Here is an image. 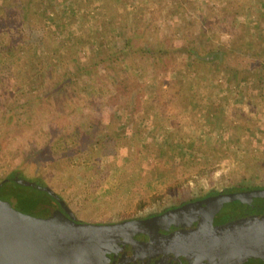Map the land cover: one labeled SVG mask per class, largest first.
<instances>
[{
  "label": "rangeland",
  "instance_id": "374dc122",
  "mask_svg": "<svg viewBox=\"0 0 264 264\" xmlns=\"http://www.w3.org/2000/svg\"><path fill=\"white\" fill-rule=\"evenodd\" d=\"M147 1L124 0L131 3L129 8H132L133 14L138 17H145L150 10H153L155 5L150 7V3L154 0H149L148 4ZM57 2L59 3H50V6L55 9V18L65 34L62 41L68 40L67 48L61 50L63 53L58 55L61 47L57 46L59 41H56L57 43L54 42L55 44L50 47V51L43 49L40 52L46 56V60L52 63L55 61L60 65L61 70L73 66L75 61L78 65L89 66L93 54L96 56L100 47L94 45L93 39L96 36L102 38L106 35L102 50L107 52L108 46L113 41L111 26L114 27L121 21L129 23L128 18L123 16L128 14L129 8L126 9L115 2L111 5H106L102 1L94 3L91 0H57ZM191 2L193 4L189 7L182 6L180 10L168 6L167 9L162 10L161 15L157 12L153 14L154 17L159 16L161 20L158 35L160 38L166 31L169 32L165 27L168 18H172L173 22L181 27L184 26L182 20L184 14L195 20L209 14L210 16L222 14L226 18L236 16L244 20L256 11L253 0H246L245 5L241 6L236 15L231 13L232 8L229 5H225L232 0H191ZM194 7L197 11L193 12ZM112 9L114 11L110 12ZM105 17L109 18L108 22L113 23L102 29L98 26L99 20ZM119 17L121 20L118 22ZM164 20H167L165 24ZM242 31L249 34L246 27H243ZM101 32L104 33L103 36ZM169 34L173 35V33ZM184 34H188V27L183 28L181 34L179 33L183 38ZM220 34L221 41L229 37L222 31ZM116 37L121 40L123 38V36ZM70 38L77 47L70 44ZM230 38L234 41L236 36ZM219 39L210 40L218 44L221 42ZM83 40H86L92 48L86 51ZM12 50L10 36H0V183L8 178L11 181L6 188L0 189V199L8 200L15 196V192H36L37 189L33 187L15 185L12 182V178H16L13 172L16 174L23 172L22 178L37 181L34 176L36 169L42 170L43 174L44 168L39 160V163H33L30 159H34L40 153L43 144L47 143L51 146L62 129L73 124L79 119L80 114L90 113V106L85 103L89 98L97 97L99 94L102 98L97 101L98 108L95 112L104 123L116 126V139L102 148L97 156H87L83 151L79 154L76 150V159L72 161L75 166L69 168L72 156L65 159L63 167L56 162L54 165L59 169L51 167L46 170L52 169L58 179L54 181L45 177L44 180L47 182L45 185L64 200L78 221L111 223L169 209L177 202L174 201L175 197L171 193H164L167 180L161 172L166 170L168 160L175 152L177 157L171 165L170 173L177 170L176 176L186 178L189 175L181 173L186 171L187 167L193 164L195 167L206 164L215 168L213 178L224 185L239 184L244 181L254 186H264V97L255 99L254 103L239 102L248 110L251 123L240 125L239 131L242 136L235 146L234 139L237 135L231 130L233 123L230 110L233 98L240 99V96L233 95L239 87L235 83L229 84L228 88L223 86L226 85L222 76V72H225L224 68L221 72L217 68L209 71L205 66L198 71L199 75H190L187 81L193 80L196 87L190 89L187 95L184 90L185 84L182 85L179 80L182 77L180 72L174 73L171 67L161 68L158 70L156 80H152L153 72L146 63L145 57L141 59L135 52L126 53L123 66L133 74L130 77L119 78L117 84H112L110 70L101 69L98 75L93 74L95 81L83 75L72 80L68 88L72 93V100L78 104V111L71 115L67 113L50 115L40 111H35L33 114V110L31 111V108L25 104L43 89L40 68L37 64V58L41 54L38 52L37 57L34 53L31 55L26 47L18 49V53ZM27 54L29 57L33 56L27 63L16 62L19 56ZM136 80L143 83L140 91H137ZM225 101L227 104L222 105ZM132 102L134 109L127 112L126 104ZM221 105L226 110L224 126H219L210 120L211 110L217 107L220 109ZM260 113L263 115L260 116ZM163 114L164 116L160 117ZM10 117L12 121L7 124ZM126 124L129 126L128 130L119 133V128ZM59 149L58 146L53 147V151ZM80 161L82 164L76 165V162ZM30 165L36 166V169ZM104 166L105 169L102 168ZM192 175L198 178L197 174ZM98 182H101V185L95 188ZM182 184L184 192L180 194L183 195L180 198L187 200L193 190H197L196 185L199 186L200 183L196 184L192 178H188ZM203 184L208 186V180L205 179ZM222 188L220 187V190ZM39 192L41 194L39 197H45L42 196V191ZM153 196H157L158 199L154 201ZM139 202L144 203L142 209L138 207ZM38 214L42 216L40 212Z\"/></svg>",
  "mask_w": 264,
  "mask_h": 264
},
{
  "label": "trees",
  "instance_id": "16d2710c",
  "mask_svg": "<svg viewBox=\"0 0 264 264\" xmlns=\"http://www.w3.org/2000/svg\"><path fill=\"white\" fill-rule=\"evenodd\" d=\"M91 1L94 3L102 1L105 2L106 5H111L112 2H115L117 5L126 9L131 5L129 2H124V0ZM245 1L232 0L230 3L226 2L225 5H229L232 8L231 13L236 15L241 6L245 5ZM253 1L255 2L256 11L244 20L236 16H233V18H226V16H222V14H220V16H210L211 14H209L195 20V18H190L188 14H184L185 17L182 19L184 26L178 27L177 23L173 22L172 18H168V22L166 23L167 20H164V24L166 23L165 27L169 29V32L166 31L161 38L158 36L161 27L159 21L161 20L159 16L154 17L153 14L157 12V14L161 15L162 10L167 9L168 6L171 8L175 7L176 10H180L182 6L189 7L193 4L191 0H171V2H167V0H154V2L150 3V7L155 5L154 8H152L153 10H150L149 14L147 16L145 15V17L134 15L133 9L129 8L130 11L128 14H123L125 18H128L127 22L129 23L119 22L121 20L119 17L118 25L116 24L114 27L111 26L113 41L108 46L107 52L106 50H102V44L106 42V35L102 38L96 36V38L93 39V43L97 47L100 46L98 48L99 52L96 56L93 54L90 65H78L75 61L73 66H67L66 68H62V70L60 69V65L55 61L52 63V61L46 60V56L40 52V50L43 49L50 51V47L54 45L56 41H59L57 46L61 47L58 55L63 53H61V50L65 47L67 48L66 43L68 40L62 41L64 34L63 29L55 18V9H52L50 6V3L58 4L59 2H57V0H53V2H50V0L48 2H45V0H0V36H10L11 49H13L14 52L18 53V49L26 47L28 51L31 52V55L34 53V56L37 57L39 53L41 54L37 58V64H39L38 67L40 68L38 69L40 71L43 89L40 94L37 92L36 96H33V98L28 100L25 104L27 107L31 108V111L33 110V114H35V111H40L50 115H60L62 113L71 115L78 111V104L76 101L72 100V93L68 88L71 86L72 80L78 79L83 75H86L87 79L95 81L93 77L98 75L99 70H110L112 75L110 83L112 84H117L119 78L124 79L130 77L133 74H130L126 69L127 67L123 66V59L126 53L135 52L141 59L145 57L146 63L153 72V74H151L152 80H156L158 70L161 68L168 69L171 67L174 73L180 72L182 77L179 80L182 85L185 84L184 90L187 95L190 89L196 87V83L193 80L187 81L190 75H199L198 71L205 66L208 67L209 71L217 68L221 72L224 68L225 72H222V76L224 77L226 85L223 86L228 88L229 84L235 83L236 86L239 87L238 91H234L233 95L240 96V99L235 100V98H233L234 101L230 110L233 123L231 125L233 129L231 130L237 135V138L234 139L236 140V146L240 141V136H242L239 131L240 125L243 123H251L248 110L244 109L239 102L246 104L247 102H255L257 98L264 97V0ZM148 2L149 0L146 3L148 4ZM174 4L175 6H173ZM113 11L112 9L110 12ZM192 11L194 12L197 10L194 7ZM108 19L106 17L101 18L98 26L102 29L108 27L110 23H113L110 21L108 22ZM175 27L176 29H174ZM186 27H188V34H184L183 38L179 33L181 34L183 28ZM243 27L248 29L249 34L242 31ZM221 31L229 35L228 39L225 41L219 39ZM239 32H242V34ZM169 33H173V35ZM243 33H245V35ZM101 34V36H103L104 33L101 32ZM116 36H123V38L121 40ZM231 36H236L234 41L231 40ZM72 37L74 36L72 35ZM216 38L221 42L218 44L212 42ZM210 39H212V41ZM69 40L70 44L77 47L76 44L71 42V38ZM82 43L86 51L92 48L86 40H83ZM30 57L29 54L26 56H19L16 62L25 61V63H27ZM138 81L137 91H140V88L143 87V83ZM72 91L75 90L72 89ZM101 98V94L97 97L89 98V101L85 104L90 106L91 112L86 115L80 114L79 119L69 127L62 129L51 146L47 143L43 144L40 153L36 155L34 159H30L33 160V163H39L40 161L41 166L44 168L42 174V170L39 171L36 169V166L30 165V167L33 166V169H36V174H34V176L38 179L37 182L39 184H47V182L44 181L45 177H48V180L54 181L58 179L52 171V169H59L54 165L56 162L57 164L60 163L63 167L65 159H69L72 156V160L69 161V168L75 166V163H72V161L76 159V150L79 154L83 151L87 156H97L102 148L114 142L116 139V126L104 123L99 114L95 112L98 108L97 101L99 99L101 100ZM225 104H227L226 101L222 102V105ZM126 105L127 107L125 110L127 112L134 109L133 102ZM222 105L220 108L221 110L219 107H217L218 109L213 108L210 116V120L219 124V126H224L226 123V116L224 115L226 110ZM259 115L262 116L263 114L260 113ZM163 116L164 114L162 116L160 115V117ZM11 121L12 119L10 117V120L6 123L10 124ZM128 124L121 127V129L119 128V133L128 130ZM54 146H58L60 149L58 151H53ZM176 155L177 152L172 154L171 160H168L166 170H162L161 172L164 179L167 180L166 191H164V193H171V195L175 197L174 201L177 202L170 206V208L179 206L188 201L218 194L221 191L231 192L261 186H254L244 181L239 184L224 185L213 178L215 168L206 164L197 167L193 164L187 167L186 171H182L181 173L188 174L189 176L186 178L176 176L177 170L170 173L172 169L171 165L175 162L174 159H176ZM81 162L82 161L76 162V165L82 164ZM51 167L52 169L46 170ZM105 167L106 166L102 168L105 169ZM98 172L99 171H96V173ZM158 172L160 174L159 170ZM192 174H197L198 178L194 177ZM17 175L16 178H22L23 172ZM13 176L15 177L16 173L13 172ZM104 178L105 176L102 180ZM188 178H192L196 184H200L199 186L196 185L197 190H193L192 195L188 196L187 200H181L180 197L183 195L180 194L184 192L182 183L186 182ZM205 179L208 180V186L203 184ZM10 182L8 178L0 183V189L6 188ZM12 182L18 186H24L16 182L15 179H12ZM100 185L101 182H98L95 184V188H98ZM220 187H223L222 190H220ZM39 191L40 190H36V192H29L31 194H24L40 196L41 194ZM19 194L20 192H15V196ZM44 195L46 198H41L42 203L57 204L55 198L46 192H43L42 196ZM153 199L155 201L158 197L153 196ZM159 199H162V197H159ZM161 203H163V201ZM143 204V202H139L138 207L142 209ZM152 214L154 213H149L145 216Z\"/></svg>",
  "mask_w": 264,
  "mask_h": 264
},
{
  "label": "water",
  "instance_id": "95a60500",
  "mask_svg": "<svg viewBox=\"0 0 264 264\" xmlns=\"http://www.w3.org/2000/svg\"><path fill=\"white\" fill-rule=\"evenodd\" d=\"M15 181L46 192L63 211L39 215L42 199L35 195L20 193L0 199V264H114L110 260L117 257L122 243L150 255L186 258L177 263L161 259L152 264H231L264 252V216L213 223L216 215L244 211L255 202L263 205L264 188L221 191L142 219L86 223L78 221L49 186L25 178ZM180 225L184 228L163 233ZM139 233L150 234L152 240L138 241Z\"/></svg>",
  "mask_w": 264,
  "mask_h": 264
},
{
  "label": "flooded vegetation",
  "instance_id": "af4514ba",
  "mask_svg": "<svg viewBox=\"0 0 264 264\" xmlns=\"http://www.w3.org/2000/svg\"><path fill=\"white\" fill-rule=\"evenodd\" d=\"M17 176L18 175L16 174L15 177ZM12 179L14 180L16 178H12ZM262 188H264V186L252 187V188H247V189H262ZM247 189H242V190H247ZM237 191H241V190H237ZM231 192H236V191H231ZM23 193L31 194L28 191L23 192ZM55 211H63L58 201H57V204L43 202L38 206V212H40L42 216L51 215ZM159 213H156V214H159ZM156 214H152V215L144 216V217H138V218L140 219L147 218V217H150ZM252 216H258V217L264 216V204L259 205L258 202H255L254 204L249 205L247 208H244V211L235 209L229 214L216 215L213 219V223L215 224L223 223L226 221L241 219L245 217L248 218ZM193 226H196V225L194 224ZM193 226H190L188 228H191ZM182 228L184 227L180 225L179 227L173 228L169 231L163 230V233L168 234L177 229H182ZM136 238L140 242H149L150 240H152V236L150 234H144V233H139ZM262 249L264 251V246L262 247ZM161 259H165L166 261H169L171 263H177L180 261L181 262L184 261L186 258L182 256H178L176 254H169V255L151 254L150 255V253L146 252L145 250H142L141 248L133 249L128 243L126 244L122 243L118 251L117 257L112 258L110 262L114 264H135V263L137 264L141 262H144L146 264H152L156 262L157 260H161ZM231 264H264V252L262 255L247 256L244 259H238L237 261H234Z\"/></svg>",
  "mask_w": 264,
  "mask_h": 264
}]
</instances>
